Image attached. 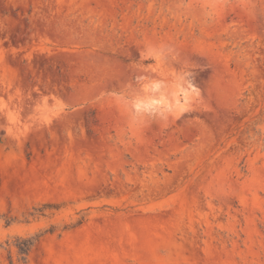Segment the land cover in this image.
Returning a JSON list of instances; mask_svg holds the SVG:
<instances>
[{
	"label": "rangeland",
	"instance_id": "374dc122",
	"mask_svg": "<svg viewBox=\"0 0 264 264\" xmlns=\"http://www.w3.org/2000/svg\"><path fill=\"white\" fill-rule=\"evenodd\" d=\"M0 264H264V0H0Z\"/></svg>",
	"mask_w": 264,
	"mask_h": 264
},
{
	"label": "trees",
	"instance_id": "16d2710c",
	"mask_svg": "<svg viewBox=\"0 0 264 264\" xmlns=\"http://www.w3.org/2000/svg\"><path fill=\"white\" fill-rule=\"evenodd\" d=\"M30 245H32V242L29 240L28 243L24 244L23 246H20L21 251L27 252V250H29Z\"/></svg>",
	"mask_w": 264,
	"mask_h": 264
}]
</instances>
